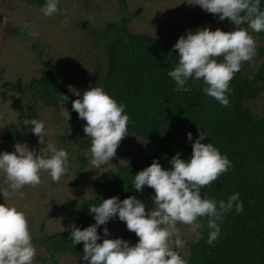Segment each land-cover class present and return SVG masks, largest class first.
<instances>
[{
	"label": "clouds",
	"instance_id": "clouds-1",
	"mask_svg": "<svg viewBox=\"0 0 264 264\" xmlns=\"http://www.w3.org/2000/svg\"><path fill=\"white\" fill-rule=\"evenodd\" d=\"M186 2L198 5L208 13L218 14L219 21L227 18L235 27L231 31L209 30L207 26L195 31L186 30V34L172 45L178 59L167 75L174 81L178 92L190 91L187 84L190 79L193 83L202 81V92L222 107H227L232 91L229 82L242 64L251 62L256 54L257 45L250 32L264 31L261 0ZM58 3L59 0H45L40 9L42 15L59 14ZM23 30L33 38L39 35L30 21L23 22ZM67 88L78 97L71 102L72 110L86 122L83 132L90 138L89 165L92 169L100 168L115 156L121 140L129 132L125 106L117 103L100 86H90L82 94L72 85ZM67 100V95L60 94V103ZM23 125L30 128L39 143H44L48 131L43 120L25 119ZM186 137L191 141L189 158L181 159L177 152L170 159L171 167L168 169L153 159L151 164L133 176L131 185L136 192L142 191L144 186L154 192L152 207L147 212L144 202L135 196L122 200L112 196L89 207L93 224L83 229L74 222L69 226L71 244H83L81 261L87 264H187L179 251L185 247L186 241L181 237L178 224L187 226L195 242L201 239L202 228L206 226V243L211 246L220 235L218 222L223 216L229 211L236 214L243 211L238 192L220 200L209 198L206 193L201 196V189L212 185L232 167V163L212 143H201L207 137L203 131L195 140L191 132L186 133ZM47 152L51 155L35 154L19 143L14 145L13 152L0 151V174H3V183L7 185V188H0L3 199L24 186L39 185L41 172H47L52 182H59L68 170V154L65 149H56L51 144L47 145ZM113 218L124 222L127 230L135 233L138 240L134 245L121 238L101 239L97 228ZM101 232L104 237L109 236L107 227H103ZM35 255L36 248L24 212L0 203V264H33Z\"/></svg>",
	"mask_w": 264,
	"mask_h": 264
},
{
	"label": "trees",
	"instance_id": "trees-1",
	"mask_svg": "<svg viewBox=\"0 0 264 264\" xmlns=\"http://www.w3.org/2000/svg\"><path fill=\"white\" fill-rule=\"evenodd\" d=\"M42 7L45 0H25ZM264 8V0H261ZM217 15L202 16L212 25L228 22L219 21ZM240 27H246L241 25ZM250 31V30H249ZM264 42V31L256 33ZM100 36L105 38L103 50L105 65L98 66L92 79L117 103H123L128 114V133L142 138L155 149L136 162L120 165L109 177L93 182L92 196L84 201L69 199V216L75 218V225L81 229L94 223L88 209L99 205L105 198L117 196L124 199L135 196L145 206L154 195L150 187L144 186L136 192L132 187L133 176L155 159L162 168L171 167L169 161L177 152L181 159L191 154V141L186 133L191 132L193 140L200 132L206 133L201 143H212L222 155L231 161L232 167L210 186L201 189V196L226 199L238 192L243 211L226 213L220 224V235L213 245L206 243L208 229L202 228L201 239L189 245L187 254L180 251L187 264H264V103L260 113L253 104L264 93V63L256 71H250V62H244L240 71L229 82L232 89L228 96L229 105L222 107L214 98L202 92V81L187 82L189 92L175 91V83L168 77L177 62V51L172 48L175 40L133 32L128 23L110 24ZM264 57V47L257 46L253 58ZM56 66L43 62L42 76L35 82L30 109L23 113V119H36L38 108L50 109L56 114L61 110L60 94L67 95L65 86L54 77ZM249 76L252 78L249 79ZM3 95H5L3 93ZM68 96V95H67ZM74 98L68 96L66 109L78 128L86 123L72 110ZM22 129L26 127L19 125ZM124 143L116 149L117 157ZM90 146V139L87 141ZM109 161V162H110ZM84 159L78 171L82 173L87 165ZM117 221L125 234V223ZM97 228L111 229L112 220ZM204 218H202L203 220ZM68 231L49 235L46 246L56 256L69 254L80 259L83 244H71Z\"/></svg>",
	"mask_w": 264,
	"mask_h": 264
},
{
	"label": "rangeland",
	"instance_id": "rangeland-1",
	"mask_svg": "<svg viewBox=\"0 0 264 264\" xmlns=\"http://www.w3.org/2000/svg\"><path fill=\"white\" fill-rule=\"evenodd\" d=\"M58 8L61 10L59 14L45 17L41 7L25 0H0V151L13 152L14 145L19 143L35 154L47 156L51 155L47 152V145L51 144L56 149H65L68 154V170L59 182H52L47 172H41L39 185L24 186L5 199L0 194V203L24 212L36 248L33 264H87L69 254L52 255L46 246V238L56 232L71 230L69 226L77 222L69 216V199H88L92 196L93 182L106 179L120 165L138 161L151 153L155 145L128 133L120 142L124 144L117 157L92 169L89 165L90 146L87 145L90 138L72 121L65 102L58 114L38 108L36 119L43 120L48 131L44 143H39L30 128L22 129L19 125L24 121L23 113L30 109L33 87L42 76L43 62L56 66L55 79L64 84L69 97L77 99L68 91V85L81 94L90 86H99L92 76L98 66L105 65L103 46L106 39L100 36V32L110 24L126 22L135 33L167 41H177L186 30L195 31L204 26L222 31H231L235 26L229 21L210 24L202 19L207 12L186 0H59ZM24 21H30L39 35L35 38L29 36L23 30ZM250 34L257 46L264 47L257 34ZM262 63L264 57L253 58L249 70L256 71ZM263 103L264 93L253 104L254 111L260 113ZM84 159H87V165L78 175ZM0 188H7L3 174H0ZM151 207L152 199L145 211ZM177 226L186 241L185 247L179 251L187 254L189 245L195 242L193 235L186 225ZM108 232L109 236L101 239L121 238L130 245L138 240L127 228L125 234L122 233L115 219Z\"/></svg>",
	"mask_w": 264,
	"mask_h": 264
}]
</instances>
